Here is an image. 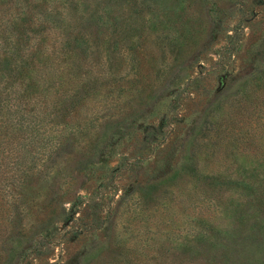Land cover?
Wrapping results in <instances>:
<instances>
[{"label": "trees", "instance_id": "1", "mask_svg": "<svg viewBox=\"0 0 264 264\" xmlns=\"http://www.w3.org/2000/svg\"><path fill=\"white\" fill-rule=\"evenodd\" d=\"M164 2L0 0V264H54L49 257L57 247L102 226L108 233L87 246L80 264L172 263L161 259L149 262L143 246L132 251L134 261H131L123 251L122 241L114 238L116 223L109 221L110 213L103 214L97 208L85 215L83 197L72 195L70 188L74 166L80 169L85 164L97 163L110 145L108 133L114 122L112 113L90 131L81 126L80 119L72 120L78 107L103 98L114 91V86L118 92V82L153 59L154 53L147 46L151 41L149 45L157 43L148 35H154L155 39L168 21L167 15L161 18V14L168 12ZM235 3L242 5V0ZM167 42L174 63L180 57L182 43ZM164 45L158 43L159 57L163 56ZM140 49L144 54L141 59L137 55ZM124 63L128 67L121 74ZM165 67L160 60L159 74H165ZM193 81L189 79L190 83ZM256 81L264 90V68ZM70 121L75 125L69 124ZM203 145L197 143L186 152L183 162L167 176L129 194L139 193L138 198H144L143 204L164 207L162 201L156 200L179 187L178 182L182 181L183 185L195 182L210 193L222 189L242 199L257 197L246 202V207L255 210L257 216L243 231L236 229L234 209L231 211L222 202L221 206L214 205V210L228 216L231 226L221 229L203 224L199 232L195 229L182 235L169 232L171 237L167 236L163 244L174 246L156 250L158 255L172 259L184 253L206 257L212 247L218 246V250L209 254L210 262L205 259L204 263L196 264H251L235 243L243 241L244 245L253 237L250 241L264 248V193L260 185L263 176L255 170L240 173L229 168L224 169L229 172L216 173L208 169V150L204 147L200 151ZM78 146L81 151L76 154ZM131 165L126 161L116 163L111 177ZM244 172L248 173L250 183H238ZM252 179H258L257 183L251 182ZM207 201L212 203L210 199ZM58 221L74 224L60 233ZM106 259L112 262L105 263Z\"/></svg>", "mask_w": 264, "mask_h": 264}, {"label": "rangeland", "instance_id": "2", "mask_svg": "<svg viewBox=\"0 0 264 264\" xmlns=\"http://www.w3.org/2000/svg\"><path fill=\"white\" fill-rule=\"evenodd\" d=\"M163 6L168 11L161 14V18L167 15L168 19L163 31L155 39L148 35L157 43L149 45L151 41L147 46L154 53L153 59L118 82V92L114 86V91L103 98L78 107L72 120L80 119L81 126L90 131L112 113L114 122L108 133L110 145L97 163L85 164L80 169L74 166L70 188L72 195L83 197L85 215L97 208L103 214L110 213L109 221L116 223L114 238L122 241L123 251L131 261L132 251L143 246L149 262H210L209 254L218 246L212 247L206 257L184 253L172 259L158 255L156 250L174 246L163 244L167 236L171 237L169 232H199L203 224L221 229L231 226L228 216L214 210V205L221 206L222 202L231 211L234 209L236 229L243 231L257 216L255 210L246 207V202L257 197L242 199L222 189L210 193L195 182L183 185L179 181V187L156 200L162 201L164 207H155L149 206V202L143 204L139 193L136 196L129 192L141 191L146 184L167 176L183 162L186 152L203 143L200 151L204 147L208 150V169L216 173L229 172L224 170L229 168L240 173L255 170L263 176L260 185L264 193V90L256 81L264 68V0H242V5L235 0H165ZM176 18H180L177 23ZM173 40L182 43L180 57L174 63V54L167 51L166 44ZM159 42L165 43L162 57L157 54ZM137 55L144 58L142 49ZM160 60L166 65L164 75L159 74ZM127 67L122 64L121 74ZM189 79L195 81L190 83ZM80 151L78 146L75 153ZM120 161L132 164L131 170L126 168L112 178V168ZM248 176L244 172L238 183L247 182ZM257 181L251 180L254 184ZM73 224L58 221L56 227L61 233ZM107 233L102 226L94 233L66 241L53 251L50 262L80 264L87 246ZM156 237L159 239L150 241ZM252 238L244 245L243 241L235 243L236 249L248 257L249 263L264 264V248L250 241ZM107 262L112 261L106 259Z\"/></svg>", "mask_w": 264, "mask_h": 264}]
</instances>
